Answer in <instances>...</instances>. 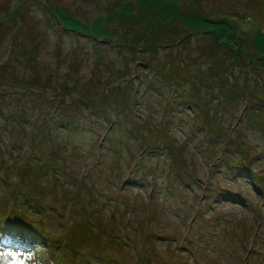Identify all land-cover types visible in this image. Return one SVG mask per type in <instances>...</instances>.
Segmentation results:
<instances>
[{"label":"rangeland","instance_id":"rangeland-1","mask_svg":"<svg viewBox=\"0 0 264 264\" xmlns=\"http://www.w3.org/2000/svg\"><path fill=\"white\" fill-rule=\"evenodd\" d=\"M170 1L0 0V237L44 264H264V0Z\"/></svg>","mask_w":264,"mask_h":264},{"label":"trees","instance_id":"trees-1","mask_svg":"<svg viewBox=\"0 0 264 264\" xmlns=\"http://www.w3.org/2000/svg\"><path fill=\"white\" fill-rule=\"evenodd\" d=\"M167 3H165V5H170V6H172L173 5V3H172V1H170V0H165ZM46 8H47V10H49L51 13H50V15L52 16V17H54L57 21H58V23H59V25L61 26V28H63V29H65V30H71V31H74V32H76V33H78V34H80V33H82L81 35L83 36V35H85V36H93V34L94 33H97L98 31H100V24H98V25H95V24H91L90 25V27L89 28H87V29H83L81 26H80V23L78 22V20H76V19H74V18H71V17H69L68 15H66L64 12H63V10H60V9H53L50 5H46ZM16 10H17V8L15 9V10H12V13H14V12H16ZM124 12L126 13V11L124 10ZM145 12H148V10H146L145 9ZM154 13H155V10H154ZM122 16H124V14H122ZM224 19V18H223ZM222 19V20H223ZM225 20V19H224ZM100 23V22H99ZM106 32V31H105ZM147 32V31H146ZM195 34L198 36V34H200V33H198V32H195ZM204 35H206L207 36V39H209V37H211L212 35L209 33V32H207V31H205L204 32ZM105 36V35H104ZM211 39H213L212 37H211ZM210 40V39H209ZM147 43H144V44H141V47H143L144 49H146L148 46L146 45ZM128 45H130V44H128ZM163 44H160V46H162ZM131 46V49H132V51H134V50H138V49H136V48H134V44H132V45H130ZM153 47H155V45L153 46ZM238 58V57H237ZM239 59V58H238ZM167 79L168 80H170V81H172V82H174V83H176V85H178V82H177V80L174 78V77H167ZM176 85H174L173 87H172V90H175L176 89ZM207 85H208V82H204L203 84H196L195 86H192V87H195V88H200V87H202L203 88V86H206L207 87ZM230 86V85H229ZM119 88H122L124 91L125 90H132L133 88L131 87V84L129 83V82H127L126 80H124L123 82H122V84H120L119 86H118V89ZM189 88V87H188ZM187 90L188 89H183V91L182 92H178V91H175V93L177 92V97H180L183 101H184V98L186 97V94L188 93L187 92ZM209 91H211V90H209V88L207 87V93L209 92ZM132 91H129V92H126L127 94H129L127 97H128V99L129 98H131V93ZM220 92L221 93H226L227 92V89H225L224 91H222V90H220ZM127 97H126V102H127ZM132 98H135V94H133V96H132ZM237 98V97H236ZM174 100H176L177 102H181V100H177V99H174ZM123 99L122 100H120L119 102L117 101V103L116 104H123L122 105V107H123V109H124V107H125V105L126 104H124L123 102ZM130 102H131V104L132 105H134L135 104V101H136V99H133V100H129ZM187 101H189L188 99H187ZM129 102V103H130ZM253 104V106H256V107H261V106H263L264 105V102L262 103L261 101H255L254 100V103H252ZM256 104V105H255ZM261 105V106H260ZM97 110V109H96ZM247 110V109H246ZM248 111H250L249 109H248ZM167 113H168V111H167V109L165 110V115H167ZM238 121H241L242 122V119L239 117L238 118ZM125 133L126 134H130V131H128V130H125ZM127 135V136H128ZM51 154V153H50ZM45 160H46V158L44 159V161H43V163L45 164L46 162H45ZM25 163V162H24ZM0 219H1V216H0Z\"/></svg>","mask_w":264,"mask_h":264},{"label":"clouds","instance_id":"clouds-1","mask_svg":"<svg viewBox=\"0 0 264 264\" xmlns=\"http://www.w3.org/2000/svg\"><path fill=\"white\" fill-rule=\"evenodd\" d=\"M43 252V246L31 247L11 236L0 237V264H44Z\"/></svg>","mask_w":264,"mask_h":264}]
</instances>
